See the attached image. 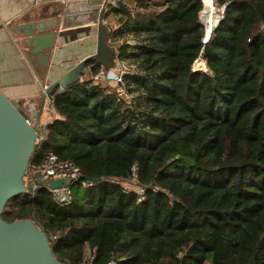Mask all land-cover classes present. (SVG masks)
I'll use <instances>...</instances> for the list:
<instances>
[{"label":"trees","instance_id":"trees-1","mask_svg":"<svg viewBox=\"0 0 264 264\" xmlns=\"http://www.w3.org/2000/svg\"><path fill=\"white\" fill-rule=\"evenodd\" d=\"M126 2L104 19L136 71L133 103L90 80L67 89L30 160L53 152L100 182L74 185L65 207L45 187L22 193L3 219L33 220L65 264H85L88 248L92 264H264V0H217L208 40L203 0ZM136 167L142 194L108 181Z\"/></svg>","mask_w":264,"mask_h":264},{"label":"water","instance_id":"water-1","mask_svg":"<svg viewBox=\"0 0 264 264\" xmlns=\"http://www.w3.org/2000/svg\"><path fill=\"white\" fill-rule=\"evenodd\" d=\"M91 3L101 6L96 20V52L49 85L38 110H20L0 89V264H65L55 256L48 235L33 220L8 222L3 219V213L11 199L34 191L27 184L25 175L42 131L41 118L47 98L81 84L90 62H96L105 71L117 68L118 52L111 44L114 27L104 19L111 0H91ZM59 24L60 18L57 17L50 22L41 20L30 26L13 27L16 36L24 39L26 53L32 62H38L44 73L49 65L56 38L55 29ZM201 56L204 57V53ZM35 179L40 187L49 189L69 187L72 183L70 179L47 180L40 172L35 174ZM91 181L94 184L100 182L99 179Z\"/></svg>","mask_w":264,"mask_h":264},{"label":"crops","instance_id":"crops-1","mask_svg":"<svg viewBox=\"0 0 264 264\" xmlns=\"http://www.w3.org/2000/svg\"><path fill=\"white\" fill-rule=\"evenodd\" d=\"M37 1L0 0V22L9 23L8 29L0 28V89L24 112H27L28 103L35 104V110H38L44 88L94 54L97 47V29L92 20L99 13L100 5L92 4L91 0H72L65 4ZM121 1L126 3V0ZM116 3L118 0H111L110 5ZM137 10L133 11L134 18L137 21L146 20L147 13L142 9ZM57 17L60 18V24L55 29V43L44 73L38 62H32L26 53L24 39L16 36L13 27L30 26L41 20L50 22ZM81 28H89V31L77 32ZM54 116L55 113L46 107L41 118V128L50 123ZM88 252H92L90 248Z\"/></svg>","mask_w":264,"mask_h":264},{"label":"built area","instance_id":"built-area-1","mask_svg":"<svg viewBox=\"0 0 264 264\" xmlns=\"http://www.w3.org/2000/svg\"><path fill=\"white\" fill-rule=\"evenodd\" d=\"M72 0H45L44 2L50 3V2H58L61 4H65L67 2H70ZM205 4V8L208 10V19H207V25L206 27V34H207V40L210 38L212 31L217 27L221 19L223 18V14L225 11V6H218L217 0H203ZM40 1L38 0L37 3ZM216 10L219 11V15L214 16L216 13ZM205 12V9L203 10ZM203 13V12H202ZM0 28H9V23H2L0 22ZM135 70L132 67H128L126 64H117V68L105 71L103 68L100 70L99 73L96 75H93L91 73V69L87 68L86 72L83 77L84 81H93L94 84L102 85L103 88L109 90L110 87H116L115 89L116 98L118 103L124 102L125 104L130 105V103H133V96L128 92L127 85L125 81V76L128 74H135ZM48 86L44 88V93L46 92ZM112 90V89H111ZM132 96V97H131ZM131 98V102L127 103L124 98ZM54 104H55V96L51 95L47 98V104L46 107L49 109L51 113H54ZM26 110L27 112H32L35 110V104L28 103ZM44 141V130L42 129L41 133L38 135L37 144L42 143ZM137 171L138 168H134V177L129 180H124L120 178H111L108 179V181L112 183H118L121 184L125 191H136L132 189L126 188V184L130 182H136L137 181ZM37 172H40L41 175L47 179V180H56V179H70L71 180V186L69 187H62L58 189H49V191L52 194V197L54 201L61 207H65L69 205L73 198H74V192H73V186L74 185H80L82 188H89L94 185V183L91 181V179L83 176L82 171L79 166H77L74 162L70 160H61L59 159L53 152H48L42 163L40 165H30L28 166V170L25 175V180L27 184L31 185L34 189V191L37 188H40V186L37 184L35 179V174ZM139 186V185H138ZM140 187V186H139ZM141 188V187H140ZM138 192V191H137ZM140 193V192H139ZM142 194V188L141 193ZM88 259L86 260L85 264H92L94 259V253L88 252ZM109 264H117L115 259H112Z\"/></svg>","mask_w":264,"mask_h":264},{"label":"rangeland","instance_id":"rangeland-1","mask_svg":"<svg viewBox=\"0 0 264 264\" xmlns=\"http://www.w3.org/2000/svg\"><path fill=\"white\" fill-rule=\"evenodd\" d=\"M127 3V2H126ZM204 9H205V12L203 11V13H202V22L204 23V25L206 26L207 25V19H208V10L204 7ZM141 10V9H140ZM135 11H139V10H135ZM98 13V12H97ZM95 14V16H94V19L92 20V22H93V26H94V28H96L97 29V26H96V20H97V16H98V14ZM220 13H219V11L218 10H216V13L214 14V16H216V15H219ZM107 23H109V24H111V25H113L112 23H113V21H110L109 22V20H107L106 21ZM113 27H114V25H113ZM111 44L112 45H114L112 42H111ZM195 68L196 69H200V70H206L207 69V67H206V65H205V62L202 60V59H200V60H198L197 61V63H196V66H195ZM101 85V84H100ZM103 85V84H102ZM101 85V86H102ZM103 87V86H102ZM113 88H116L115 86L114 87H110V89H112L113 91H115V89H113ZM132 97V96H131ZM124 100L127 102V103H130L132 100H131V98H124ZM131 104V103H130ZM126 188H128V189H132V190H136V191H138V192H140L141 193V188L136 184V182H130V183H127L126 185ZM87 257H88V255H87Z\"/></svg>","mask_w":264,"mask_h":264}]
</instances>
